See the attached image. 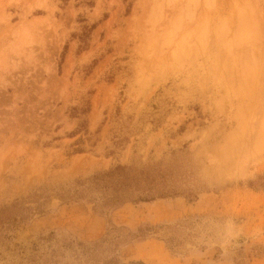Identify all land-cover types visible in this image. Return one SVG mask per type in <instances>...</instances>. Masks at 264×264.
Listing matches in <instances>:
<instances>
[{"label":"rangeland","instance_id":"rangeland-1","mask_svg":"<svg viewBox=\"0 0 264 264\" xmlns=\"http://www.w3.org/2000/svg\"><path fill=\"white\" fill-rule=\"evenodd\" d=\"M0 39V264H264V0H0Z\"/></svg>","mask_w":264,"mask_h":264},{"label":"trees","instance_id":"trees-1","mask_svg":"<svg viewBox=\"0 0 264 264\" xmlns=\"http://www.w3.org/2000/svg\"><path fill=\"white\" fill-rule=\"evenodd\" d=\"M139 181L140 179L126 172V167L123 166H117L114 170L94 176L95 184L111 189V192L106 197L105 202L115 206L121 205L126 201L149 202L156 199V195L153 193L152 187L136 188L135 191H137V194L134 195L129 188H131L132 185L133 187L138 185ZM128 232L129 233L126 234L124 238L121 237L122 240L129 241L136 238H143L145 236V234L134 233L131 230ZM139 232H142V229H139ZM117 238L120 237L117 236L116 239ZM106 263L113 264V261L109 260Z\"/></svg>","mask_w":264,"mask_h":264},{"label":"bare ground","instance_id":"bare-ground-1","mask_svg":"<svg viewBox=\"0 0 264 264\" xmlns=\"http://www.w3.org/2000/svg\"><path fill=\"white\" fill-rule=\"evenodd\" d=\"M1 40V39H0Z\"/></svg>","mask_w":264,"mask_h":264}]
</instances>
